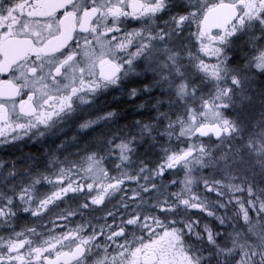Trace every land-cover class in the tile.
<instances>
[{"label":"snow or ice","instance_id":"obj_1","mask_svg":"<svg viewBox=\"0 0 264 264\" xmlns=\"http://www.w3.org/2000/svg\"><path fill=\"white\" fill-rule=\"evenodd\" d=\"M0 264H264V0H0Z\"/></svg>","mask_w":264,"mask_h":264},{"label":"trees","instance_id":"obj_2","mask_svg":"<svg viewBox=\"0 0 264 264\" xmlns=\"http://www.w3.org/2000/svg\"><path fill=\"white\" fill-rule=\"evenodd\" d=\"M17 149L21 151H25L24 149H28L29 151H35V146L31 143H18L16 148H11L9 151H17Z\"/></svg>","mask_w":264,"mask_h":264},{"label":"flooded vegetation","instance_id":"obj_3","mask_svg":"<svg viewBox=\"0 0 264 264\" xmlns=\"http://www.w3.org/2000/svg\"><path fill=\"white\" fill-rule=\"evenodd\" d=\"M193 30H194V27H193ZM11 148L9 149H6L5 151H9ZM26 152L29 151L28 149H24Z\"/></svg>","mask_w":264,"mask_h":264},{"label":"rangeland","instance_id":"obj_4","mask_svg":"<svg viewBox=\"0 0 264 264\" xmlns=\"http://www.w3.org/2000/svg\"><path fill=\"white\" fill-rule=\"evenodd\" d=\"M210 219V218H209Z\"/></svg>","mask_w":264,"mask_h":264}]
</instances>
